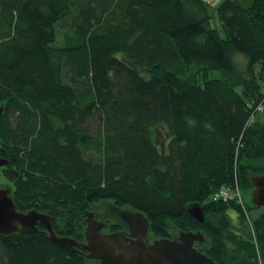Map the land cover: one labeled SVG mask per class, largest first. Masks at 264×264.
<instances>
[{
  "label": "trees",
  "instance_id": "16d2710c",
  "mask_svg": "<svg viewBox=\"0 0 264 264\" xmlns=\"http://www.w3.org/2000/svg\"><path fill=\"white\" fill-rule=\"evenodd\" d=\"M216 10L224 37L203 0H0L1 174L18 211L83 242L86 213L112 201L157 239L201 232L217 264H264V208L245 198L264 173V0ZM223 187L243 203L214 202ZM86 263L41 232L0 234V264Z\"/></svg>",
  "mask_w": 264,
  "mask_h": 264
},
{
  "label": "water",
  "instance_id": "95a60500",
  "mask_svg": "<svg viewBox=\"0 0 264 264\" xmlns=\"http://www.w3.org/2000/svg\"><path fill=\"white\" fill-rule=\"evenodd\" d=\"M2 112L3 108L0 116ZM7 165L8 161L0 157V167ZM252 182L254 204L264 208V173L254 176ZM188 212L199 222L204 221L200 204L189 206ZM110 214L123 225V231L103 233L105 224L87 212L85 241L80 242L58 236L52 225L55 219L46 213L37 210L18 211L11 197V189L0 187V234L41 232L54 244L82 255L87 260H98L104 264H217L195 247L196 243L206 242L201 232L180 231L174 234V239H157L148 243L146 237L150 232V223L143 214L128 208H110ZM40 226L45 229L41 230Z\"/></svg>",
  "mask_w": 264,
  "mask_h": 264
},
{
  "label": "rangeland",
  "instance_id": "374dc122",
  "mask_svg": "<svg viewBox=\"0 0 264 264\" xmlns=\"http://www.w3.org/2000/svg\"><path fill=\"white\" fill-rule=\"evenodd\" d=\"M203 1L206 2V4H208L210 14L213 17L211 20V27L214 29H217L220 32L221 36L224 37L225 35H224L222 23H221V20L219 18L218 12L216 10L218 8V6L224 0H203ZM236 1H239L240 3H242L245 7H250L254 2V0H236ZM69 24H71L70 20L64 22L60 27V33H59V38H58L59 45H64L66 34L68 32L71 33V31L69 29ZM70 33H68V34H70ZM236 62H238L239 67L242 68L244 66L245 60L241 56H236ZM217 78H221V75L219 72L211 73L210 79H217ZM258 117L260 120L264 121V113H260L258 115ZM157 141H158L159 145H162L163 143H165V135L162 132H160L158 134ZM1 170H2V168H0V186L3 188H8L9 183L2 176ZM253 192H254V190H253ZM253 192L249 193L247 195V197L245 196V198L249 204L256 206L254 204V201H253ZM240 194L243 198V193H240ZM110 208H118V207H116L112 201H104V202H99V203L93 204L89 210V212L94 215L95 220L105 224V229L103 230L104 233H109L112 231H118V230H120V228L122 226V224L115 217H113L110 214ZM120 208L131 209L130 207H126V206L120 207ZM177 232H180V231L174 227L171 228L170 229V239H174V234H176ZM146 240L148 242L152 243L153 241L157 240V238L154 237V235H152L151 232H149V235L146 237ZM205 245L206 244H204V243H196L195 247L198 250L203 252ZM86 264H100V261H98V260H87Z\"/></svg>",
  "mask_w": 264,
  "mask_h": 264
},
{
  "label": "built area",
  "instance_id": "2783aa9c",
  "mask_svg": "<svg viewBox=\"0 0 264 264\" xmlns=\"http://www.w3.org/2000/svg\"><path fill=\"white\" fill-rule=\"evenodd\" d=\"M263 112H264V100L256 109V113H263ZM240 193L242 192L238 188L233 189L229 187H223L212 196V200L214 202H220V201L228 202L235 200L238 203L242 204L243 198Z\"/></svg>",
  "mask_w": 264,
  "mask_h": 264
},
{
  "label": "flooded vegetation",
  "instance_id": "af4514ba",
  "mask_svg": "<svg viewBox=\"0 0 264 264\" xmlns=\"http://www.w3.org/2000/svg\"><path fill=\"white\" fill-rule=\"evenodd\" d=\"M0 168H2V167H0ZM0 187H1V186H0ZM1 188H3V187H1ZM94 219H95V217H94ZM41 227H42V226H40V229H41ZM104 229H105V227H104ZM104 229H103V230H104ZM43 230H44V229H43ZM103 230H102V231H103ZM119 231H123V225L121 226V228H120Z\"/></svg>",
  "mask_w": 264,
  "mask_h": 264
}]
</instances>
